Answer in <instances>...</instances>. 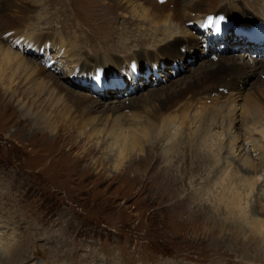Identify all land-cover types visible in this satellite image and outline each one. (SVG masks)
I'll return each instance as SVG.
<instances>
[{
    "label": "rangeland",
    "instance_id": "1",
    "mask_svg": "<svg viewBox=\"0 0 264 264\" xmlns=\"http://www.w3.org/2000/svg\"><path fill=\"white\" fill-rule=\"evenodd\" d=\"M153 1L14 0L17 8H24L21 9L24 13L16 9L11 11L15 23H9L7 35L0 36V53L11 46L13 51L28 57L27 61L32 63L34 56L27 51L34 38L55 39L57 47L38 44L41 51L34 52L37 55L35 66L45 70L44 74L49 73L60 80L65 91L71 94L58 91L47 84L44 75L34 74L26 66L17 67L10 61L7 66L0 60V65L6 68L0 84V257H5V264H264L250 244H246V236L203 221L206 220L202 218L203 208H211L206 201V189L219 192L212 187V179L207 174L210 170L213 172L212 163L195 172L193 182L188 180L189 169L182 171L186 175L177 185L173 183L176 180L164 179L166 171L162 170V164L159 165L165 158L162 152L166 141H158V145L148 151V160L144 155L150 145L146 144L141 153L134 151L118 166L115 165L117 147L109 148L112 142L106 136L99 134L87 145V138L79 137V133L87 132L91 127L100 131L113 121L121 122L123 130L127 119H131L130 125L138 126L139 118H135V114L144 116L141 107L150 114L158 104L154 100L171 94L194 73L210 68L215 59L228 66L245 65V72L264 62L261 55L264 41L256 46L239 43L240 39L235 37L236 44L231 46L234 40L231 31L220 33L214 39L210 29L203 30L200 24L198 27L194 24L205 14L209 18L214 15L209 12L198 14L199 18L183 22L181 26L174 25L171 18L167 19L170 24L165 19L154 24L160 30L168 28L169 40L175 44V49L179 43H186L188 58L178 54L168 56L162 49L168 39L164 41L161 33H158L157 41L150 39L151 27L147 21H142L143 16L155 20L161 15ZM189 1L192 0H184L185 3ZM216 1L224 9L227 6L228 13L234 11L233 16L243 18L242 13H245L264 19V0ZM2 7L3 0L0 16ZM186 14L188 12L184 11L183 16ZM221 18L228 23L234 22L232 17L227 20L223 13ZM244 23L239 22L237 28L249 27L247 21ZM4 28L0 26V29ZM251 32H244L242 39H252ZM61 40L63 47L59 45ZM193 41L197 47L190 44ZM219 50L228 51L221 53ZM47 51L57 54L52 58ZM45 52L48 63H39ZM143 53L149 54L148 62L159 60L160 67L166 66L156 71L162 81L155 79L153 72L144 78L138 67L130 73L126 63L122 64L125 72L112 70L118 66L112 57L123 61L125 56H142ZM65 57H69V62L65 61L67 67L61 69L57 64ZM173 61L177 62L174 64ZM169 63L179 64V67H170ZM149 69L154 67L149 66ZM92 70L99 73L92 74ZM103 75L105 80L111 79V85L106 87L113 86L114 90H108L111 93L119 91V98L93 87L94 82L102 85ZM247 75L235 76L228 92L219 89L224 98L212 94L211 100H206V107L213 113V99L220 100L216 102L218 106L226 103V109H231L226 119L219 118L222 128L227 125L228 130L223 131L222 136V130L217 131V135L213 136V132L210 135L222 147L217 154L220 157L218 168L214 167L219 172L218 182L223 178L221 172L240 176L238 171L243 169V162L248 163L246 169L251 175L259 173L252 170L254 166L259 170L261 164L256 152L260 148L263 151L264 147L261 146L262 140L258 143L260 146L256 145L260 135L249 123L243 122L241 107L244 101L255 98L260 89L264 91V80L259 83ZM116 76L120 78H117L120 86L113 83L117 82L113 79ZM99 100L100 107H90L91 101ZM124 104L128 105L127 109H123ZM199 106L195 102L185 110L187 116L190 115L185 123L190 122L191 131L200 125L195 113ZM41 110L46 111V118H51L53 126L57 125L55 131L35 126V114L32 113H44ZM247 127L254 133L249 134ZM256 127L261 129L259 125ZM244 133L248 138L251 135L250 138ZM227 139L234 144L230 141L227 145ZM182 141L186 142L184 138ZM94 144L95 149L84 155L85 149ZM156 155L161 159L156 161ZM176 160H173L174 169L178 167ZM227 163L230 166L225 170L222 167ZM200 178L208 180L202 182ZM262 191L264 183L258 179L251 193L249 209L264 212ZM258 197L262 200L259 206L255 204ZM257 217L255 221L263 220L261 216ZM7 247L11 254L4 251Z\"/></svg>",
    "mask_w": 264,
    "mask_h": 264
},
{
    "label": "bare ground",
    "instance_id": "2",
    "mask_svg": "<svg viewBox=\"0 0 264 264\" xmlns=\"http://www.w3.org/2000/svg\"><path fill=\"white\" fill-rule=\"evenodd\" d=\"M216 2H217L216 0H192V1L185 3L184 0H164L163 3H160L159 0H155L153 1V4L155 7L159 9L161 15L158 16V19H155V20H147L145 16H143L142 21L144 22L147 21L151 27L150 34H149L150 39L152 40L155 39L154 41H157L156 37L158 33H161L160 36L164 37V41L168 39L166 40L167 42L163 46L162 49L165 50L167 52L165 54H167L170 57H175L178 54L179 56H185L188 58L189 55H186L185 53L186 43L185 42L179 43L178 47L176 48L177 50H176L174 48L175 44L172 43L171 40H169V38H171L170 37L171 35L168 32V28L160 30L158 26L154 24H159L161 23L162 20L165 19L166 21L167 19L171 18V20L173 19L175 21V22L173 21L174 25L178 23L179 26H181L182 24L184 25L183 22H191L193 19H195V17L199 18L198 14H204L208 12L211 14L213 13L214 15L209 18L207 16L208 14H205V16H202L195 23H201L203 28L210 27L211 30L213 28L212 32L213 34H215V36L216 34H220L224 32L226 28L231 26L234 28V30L238 34H241V35H244V32L246 31H252L251 32L253 33L252 40L256 42V45L262 44V42L264 41V23H260V22H264V19L261 21L257 17L248 16L245 13H242L243 18L239 15L233 16L234 11L233 12L229 11L228 13L227 6H225L226 9H224L222 6H218L217 4L219 3L216 4ZM0 3H1V0H0ZM217 7H222L223 9L222 8L217 9ZM15 9L18 12L24 8L23 7L21 9L17 8L14 3V0H3V7L1 11V16H0V26H3L5 28L0 29V36L7 35L8 33L7 25L13 21L11 18H14V16L10 15V13L11 11H15ZM184 11L188 12V14H186L187 16H183ZM20 12L24 13L23 10H21ZM222 13L227 18V20L229 19V17H232L234 22L228 23L224 18H221ZM169 21L167 20V22ZM245 21H247L246 24L249 27L239 30L237 28L238 23L239 22L244 23ZM13 23L15 22L13 21ZM221 25H223L224 27H221ZM250 27L252 28L250 29ZM177 31L178 30H175V32ZM175 35L177 34L175 33ZM16 37L17 36H15V38ZM239 39H240L239 43H242V44L244 42L249 43L248 40H245L242 38H239ZM143 42L145 41L143 40ZM38 44L40 46L48 45L52 47H57L55 39H39V38L35 39L34 38V42L31 45V49L27 51V53L31 57L34 56L32 63H29L27 61L28 57L24 58L18 52L13 51L10 48L11 46L10 47L7 46L6 52L0 53V60L2 61L1 64H6L8 66L9 64L8 61H10L12 64L17 65V67L26 66L25 68L32 71L34 74L37 73V75H40V74L44 75V79L46 80L47 84L48 83L51 84V86H54L58 91H61V90L65 91V89L63 88V85H61L60 83V80L53 78L52 75H50L49 73L44 74L45 70L35 66V63H37V58H35V56L37 55L34 54V52L41 51L40 46ZM190 44H193L195 47H197L195 41H193ZM230 44L231 46H234L236 44L235 39L234 40L232 39V42ZM59 45L63 47L64 42H62L61 40V43ZM165 46H168V49ZM74 49L76 50V48ZM219 51L221 53H226L228 50H224V51L219 50ZM47 52H48L47 55H52V58H54L55 54H57V52H52V51H47ZM47 52L43 53L42 58L40 59L39 63L41 62L46 63L48 61L45 58V56H47L46 55ZM71 52H74V50ZM154 55L156 56V54ZM148 56H149L148 53H143L142 56L141 55L134 56V54L129 55V57L123 56L124 57L123 61L115 57H112V59L114 60L115 64L116 63L118 64L116 69H122V64L124 63L130 66H133V60H134L138 63L141 70H143V72H145L146 74V71L147 69H149V66H152L155 69L160 68V61L150 60L148 62L146 60ZM262 56H264V54ZM62 61L63 62L60 64L58 62L57 65H59L61 69H65V67H67L65 66V61L69 62V57L63 58ZM215 61H216L215 64H212L210 68L202 70L196 75H194L195 74L194 73L193 74L194 76L192 75L193 77L191 76L188 80L183 82L182 85L179 86L176 90H174L171 94L169 93V95H165L162 98L154 100V101H157L158 104L157 106L153 107L150 110V114H147V112L141 107L142 113L144 114V116H139L135 114V118L137 119L139 118L138 126L130 125L129 121L131 119L130 120L127 119L126 121L128 122L126 121L124 122H125L126 127L128 128L126 129L124 125V130H123L122 124H119L121 122L113 121L110 125H108L106 128L100 131L98 129L96 130V128L91 127L89 131L79 133V137L81 136L86 137L88 140L86 143L87 145L88 142H91L93 137H96L99 134H103L104 136H106V139L112 142L109 148L117 147L118 155H117V159L115 160V165H118V166H121L123 160L126 159V156L130 155L134 151H138L139 153H141L142 149L143 150L145 149L144 146L146 144L150 145L146 149V153L144 155L146 160H148V157L150 156L148 151L153 149L155 145L157 146L158 141H166V148L162 152L165 158L162 159V162L159 165L162 164L161 166L162 170L166 171V176L164 177V179L170 178V179L176 180L173 183L177 185H179V180L180 179L184 180L183 177H185L186 175L185 172H182V171H186L187 169H189L188 170L189 172L188 180L189 182H193L195 178L194 174H196L197 171H202V169L205 166L212 163L211 166H213L212 167L213 172L210 170V172H212V175H210V172H208L207 174L210 180L212 179L210 182L212 183V187H216L217 189H219V192L214 193L209 188L207 189L204 188V190L206 189L205 193L206 192L208 193L206 194L208 196V199L206 201L210 203L211 208L210 210L209 208L207 209L203 208L202 218H205L207 220V221L206 220H203V221H205L206 223L210 221L209 223L213 225L216 224L218 227H220V229H223L225 231H232L234 234H242L246 236V238L248 239V242L246 244H250V247L253 248L254 251H256L257 257H260L259 259H262L260 262L264 263V212L260 213L259 211L257 212L255 209L248 208L249 206L248 203H249V200L251 199V193L254 190V184L258 181V179L261 180V183H264V150L262 151L263 148L262 149L260 148L261 149L260 151V149H258V147L255 146L256 149L260 151V152L259 151L256 152V155L259 157L258 163L259 165L260 164L261 165L259 167L260 171L259 170L257 171L256 170L257 168L254 166V169L252 170V172H259L258 174L251 175L250 171L246 169L248 166V163L243 162L241 166L243 167V169L244 168L245 169L244 170L241 169L238 171L240 176H238L237 173L236 174L231 173V176H229L228 172L226 174H222L221 172L220 177H223L222 180L220 182L216 181L218 178L217 174L219 172L218 171L216 172L215 170L216 168H218L217 166L219 165V162H220V157H218L217 154H220L219 152L222 151V147L219 144H217L213 136L217 135L218 134L217 131H220V130H222V133L220 132L221 133L220 136H222L223 131L228 130L227 125H224V128H222L221 125L223 123L219 122V118L226 119L230 115L231 111H229L230 109L229 105H228L229 109H226V105H227L226 103L223 106H218V103L216 102H218L219 99L218 100L213 99L214 103L211 102L213 103V106H214L212 108H215L214 113L212 112V110L206 107V100H211L212 94L218 95V98H221V99L225 97V95H223L222 92H218V90L225 89L227 92L231 90L234 77L236 76L237 78V75L249 74L247 75V78L249 79L255 78V81L261 83V81L264 80V62L262 63L260 62L259 66H255V68H253L252 70H247L245 72V68H246V67L244 68L245 65L242 66V64H240V66H236V65L233 66L231 64L228 66V65L223 64L221 61L217 59H215ZM175 62L177 61H173L174 64ZM188 64H189V60H188ZM169 65L170 67H173V68L175 66L179 67V64L172 65L169 63ZM91 73L92 74L94 73L96 75L99 72L96 70H92ZM5 74H6V68L4 69L2 65H0V84L3 81ZM157 78L162 81L161 77H157ZM96 85H97L96 82H94L93 87L95 86L97 89L101 88L102 92L111 94L115 98L118 97L117 94L119 93V91H116L115 93H111L108 89H106V86L103 88L104 83L103 85L101 84H98L97 86ZM65 92L66 94H71L70 91H65ZM256 94L257 96L254 95L255 98L247 100L249 98L247 96L248 97L246 98L247 101H244L245 99L243 100L244 105L241 107V110H242L241 115L244 120L243 122H245V124L249 123L252 130L257 131L258 134L260 135L259 139L256 141V145H259L258 144L259 141L262 140L261 146L264 147V123H261L262 120L264 119V91L260 89L259 92H257ZM249 95L251 96L250 93ZM84 100L85 98L82 97L81 101L84 102ZM195 102L197 104H200V106L197 107L198 111H195L196 116H197L196 119L199 120L200 125L197 129L192 128V131H191L190 122L185 123L186 120L188 119L187 117L190 116V115L187 116L185 110L187 109V107H191L193 103ZM184 103H187V104H184ZM214 104H217V105H214ZM100 106H101L100 100L91 101L90 103V107L92 108H98ZM123 107H124L123 109H127L128 105L124 104ZM41 111L44 113H41V114H39L38 112L32 113V114H35L34 115L35 126L40 127L39 125H41L42 126L41 128L43 129L51 130V132L55 131L58 128L57 125L53 126L51 124V118H46L47 116L46 111H43V110ZM176 115L180 116L179 119L176 118ZM177 119H178V122H177ZM257 125H259L261 129H258V127H256ZM248 130L247 132L250 134L251 132L250 130L249 131ZM171 131H173V133ZM212 132H213V136H210L212 135L211 134ZM250 136L251 135H249V138ZM183 138L184 140H186V142L182 141ZM253 138L254 137H252V140ZM248 139H246L245 141H247ZM227 141H228L227 145H229L230 141L232 145L234 144V142L231 139H227ZM95 144H99V143H95ZM95 144L92 147L85 149L84 155L86 154L88 155L89 153H91L92 149H95L94 147ZM184 144L186 146L183 148ZM249 150H251V148ZM242 151H244V149ZM84 155L80 159H83ZM159 159H161V157L159 155H156V161ZM174 159H177L176 162H178L177 163L178 167L176 169H174V166L176 165L175 161L173 162ZM229 166L230 164L227 163V165L222 168L226 170V168H228ZM214 167H216L215 170H214ZM135 169L137 170V168ZM201 179L202 178H200V180ZM206 180H208V178H205V180L202 179V182ZM214 182H216L217 184H215ZM260 195L261 197H264V191H262ZM202 198H203V194H202ZM200 201L201 200H199V202ZM261 202L262 200L259 199V197L255 199V204L257 206H259ZM202 203L203 202H201V204ZM168 208H171V207H168ZM258 215L261 216L263 220H258L260 218V217H257ZM256 217L258 219L255 221ZM4 251L7 252L8 254H11L10 248L8 247L7 249L5 248ZM258 254L260 255L258 256ZM0 264H5V257L3 255L2 257H0Z\"/></svg>",
    "mask_w": 264,
    "mask_h": 264
},
{
    "label": "snow or ice",
    "instance_id": "3",
    "mask_svg": "<svg viewBox=\"0 0 264 264\" xmlns=\"http://www.w3.org/2000/svg\"><path fill=\"white\" fill-rule=\"evenodd\" d=\"M159 2H160V3H163V2H164V0H159Z\"/></svg>",
    "mask_w": 264,
    "mask_h": 264
}]
</instances>
